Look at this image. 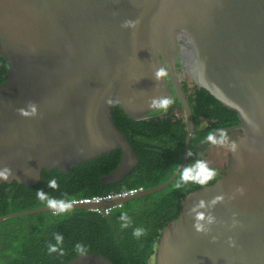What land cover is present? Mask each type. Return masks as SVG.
I'll return each mask as SVG.
<instances>
[{
	"label": "water",
	"instance_id": "obj_1",
	"mask_svg": "<svg viewBox=\"0 0 264 264\" xmlns=\"http://www.w3.org/2000/svg\"><path fill=\"white\" fill-rule=\"evenodd\" d=\"M171 31L183 45L180 70ZM0 56L10 66L0 83V170H11L0 186L35 185L44 169L68 173L117 148L121 160L101 183L120 182L138 157L112 119L115 103L143 118L155 110L152 98H170L173 90L183 107L185 151L166 182L71 209H104L161 191L194 163L183 75L194 77L237 112L241 135L224 154L226 171L213 168L219 179L188 193L179 216L163 227L154 264H264V0H0ZM160 68L165 74L157 79ZM47 211L7 214L0 223ZM196 213L204 230L194 227ZM67 264L114 262L96 252Z\"/></svg>",
	"mask_w": 264,
	"mask_h": 264
},
{
	"label": "trees",
	"instance_id": "obj_2",
	"mask_svg": "<svg viewBox=\"0 0 264 264\" xmlns=\"http://www.w3.org/2000/svg\"><path fill=\"white\" fill-rule=\"evenodd\" d=\"M182 46L177 48L178 54ZM9 69L7 60L0 56V83ZM183 88L195 123L189 161H205L209 145L204 139L206 134L217 127H223L230 134L240 119L235 110L225 106L197 82L189 84L184 78ZM170 98L172 103L166 111L154 110L143 118L127 115L118 103L112 107V119L129 138L138 157V165L122 181L110 185L101 183V176L118 166L122 157L120 148L70 166L68 173L57 168L44 169L38 184L28 186L17 181L1 184L0 217L47 206L36 198L37 189L50 198L69 202L111 191L150 189L166 182L182 161L188 132L183 107L173 90ZM177 178L178 175L163 190L130 200L114 208L109 215L88 209H70L62 214L47 211L6 220L0 223V264H67L79 255L96 252L114 264H152L161 231L179 216L182 199L194 190L213 184L219 176L215 174L204 185L186 184L180 189L175 187ZM49 180H55V188L49 187ZM122 212L131 221L123 229L119 220ZM136 227H143L145 234L134 238L132 229ZM57 233L62 235V243L57 252L49 253L48 246L55 243L54 234ZM77 243L82 246L80 252L74 247Z\"/></svg>",
	"mask_w": 264,
	"mask_h": 264
},
{
	"label": "clouds",
	"instance_id": "obj_3",
	"mask_svg": "<svg viewBox=\"0 0 264 264\" xmlns=\"http://www.w3.org/2000/svg\"><path fill=\"white\" fill-rule=\"evenodd\" d=\"M129 23V22H126ZM164 70L162 68L157 69L155 76L159 79L162 75H164ZM172 103L171 98L169 97H158L152 98L149 103V107L155 109L157 112H163L168 109V106ZM22 115H28V112H25L23 109L20 110ZM35 114V109H32V113ZM205 141L210 145L214 146H227L232 151L236 150L235 143L229 140V136L227 131L223 127H217L212 131H209L206 136L204 137ZM191 155V152L188 153ZM10 169L7 167L0 170V178H6L10 174ZM215 175V170L208 166L207 162L202 159L195 160L194 163L186 165L179 169L178 171V178L175 184L177 189H180L183 185L186 184H199L204 185L208 182L213 176ZM49 187L55 188L56 182L55 180H49L48 182ZM237 191H241L242 189L238 188ZM36 198L42 202H44L50 209H52L53 214H62L71 209V204L64 201V200H56L47 196L46 193L37 189L36 190ZM219 199L216 197L211 203H215V200ZM200 207H203V201H201ZM195 211V209H193ZM204 216L201 213H196L195 215V223L194 227L197 231L204 230V225L199 221L203 220ZM212 217L209 216L207 218V222H211ZM120 220V228H127L131 223L130 218L125 214L121 213L119 216ZM145 229L143 227H136L132 229V236L134 238H139L145 234ZM54 244H49L48 252H57L58 246L61 245L63 237L61 234L57 233L54 234ZM75 249L80 252L82 251V246L77 243L74 245ZM62 251V249H61Z\"/></svg>",
	"mask_w": 264,
	"mask_h": 264
},
{
	"label": "rangeland",
	"instance_id": "obj_4",
	"mask_svg": "<svg viewBox=\"0 0 264 264\" xmlns=\"http://www.w3.org/2000/svg\"><path fill=\"white\" fill-rule=\"evenodd\" d=\"M186 80L189 84L195 82V78L192 76H185ZM205 122V121H203ZM241 135V132L237 129H233L229 136V140L233 142L236 137ZM229 148L227 146H214L208 145L205 150V161L210 165L217 167L218 169L225 170L227 168V160L225 155H228ZM225 154V155H224ZM152 264H154V260H152Z\"/></svg>",
	"mask_w": 264,
	"mask_h": 264
},
{
	"label": "built area",
	"instance_id": "obj_5",
	"mask_svg": "<svg viewBox=\"0 0 264 264\" xmlns=\"http://www.w3.org/2000/svg\"><path fill=\"white\" fill-rule=\"evenodd\" d=\"M144 188L140 187V188H133V189H129L126 191H121V192H115V191H111L106 195H97L94 197H84V198H80V199H73L71 201H69L68 203L70 204H92V203H104V202H111L114 200H118V199H124L130 195H133L141 190H143ZM122 204L118 205V206H110L104 209L101 208H95L92 209L94 211H97L99 213H101L102 215H109L110 212L116 208L121 206Z\"/></svg>",
	"mask_w": 264,
	"mask_h": 264
},
{
	"label": "flooded vegetation",
	"instance_id": "obj_6",
	"mask_svg": "<svg viewBox=\"0 0 264 264\" xmlns=\"http://www.w3.org/2000/svg\"><path fill=\"white\" fill-rule=\"evenodd\" d=\"M171 39H172V46L173 47H175L174 48V52L176 53V55H177V57H178V61H177V69L178 70H180L181 68H184V67H182V60L183 59H181V57L179 56V54L177 53V50L178 49H180L179 47H180V44H179V42L178 41H176V38L174 37V34H173V31H171ZM178 48V49H177ZM184 78H186L185 77V73H184V75H183V80H184ZM227 169V168H226ZM226 169L225 170H221V169H219L221 172H225L226 171Z\"/></svg>",
	"mask_w": 264,
	"mask_h": 264
}]
</instances>
